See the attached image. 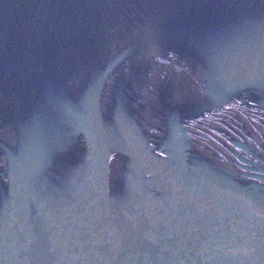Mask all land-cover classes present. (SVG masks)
Listing matches in <instances>:
<instances>
[{
  "label": "water",
  "instance_id": "1",
  "mask_svg": "<svg viewBox=\"0 0 264 264\" xmlns=\"http://www.w3.org/2000/svg\"><path fill=\"white\" fill-rule=\"evenodd\" d=\"M0 264H264V0H0Z\"/></svg>",
  "mask_w": 264,
  "mask_h": 264
}]
</instances>
